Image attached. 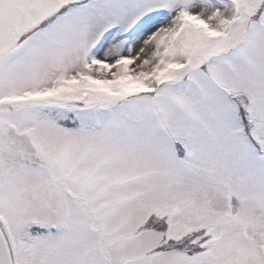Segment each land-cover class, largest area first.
Masks as SVG:
<instances>
[{
	"label": "snow or ice",
	"instance_id": "snow-or-ice-1",
	"mask_svg": "<svg viewBox=\"0 0 264 264\" xmlns=\"http://www.w3.org/2000/svg\"><path fill=\"white\" fill-rule=\"evenodd\" d=\"M0 264H264V0H0Z\"/></svg>",
	"mask_w": 264,
	"mask_h": 264
}]
</instances>
